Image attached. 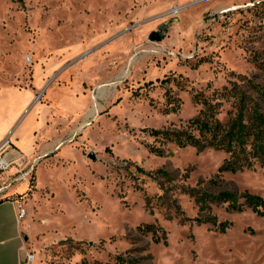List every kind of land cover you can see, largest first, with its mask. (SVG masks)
<instances>
[{
    "label": "rangeland",
    "instance_id": "rangeland-1",
    "mask_svg": "<svg viewBox=\"0 0 264 264\" xmlns=\"http://www.w3.org/2000/svg\"><path fill=\"white\" fill-rule=\"evenodd\" d=\"M261 1L0 0V85L25 87L40 58L82 49L78 59L95 53L101 86L99 112L65 155L33 166L21 219L24 258L33 259L24 264H117L119 255L137 264H264V216L213 205L211 214L231 224L222 233L196 221L209 213L186 193L264 198V167L221 173L225 152L180 148L148 131L186 129L202 108L197 96H215L226 124L237 103L220 96L224 88L264 112L251 87H264ZM162 26L163 40L150 41ZM146 225L163 229L160 243L141 231Z\"/></svg>",
    "mask_w": 264,
    "mask_h": 264
},
{
    "label": "crops",
    "instance_id": "crops-1",
    "mask_svg": "<svg viewBox=\"0 0 264 264\" xmlns=\"http://www.w3.org/2000/svg\"><path fill=\"white\" fill-rule=\"evenodd\" d=\"M81 50L40 58L32 65L25 87L0 85V143L10 136L11 154L20 151L27 160L23 168L13 166L0 178V189L11 183L0 199V264H24L26 236L19 210L25 206L33 171L25 180L16 178L53 152L63 157L68 141L95 117L90 113L96 96L100 103V95L95 94L101 87L99 67L95 53L78 59ZM38 93L43 97L36 103Z\"/></svg>",
    "mask_w": 264,
    "mask_h": 264
},
{
    "label": "trees",
    "instance_id": "trees-1",
    "mask_svg": "<svg viewBox=\"0 0 264 264\" xmlns=\"http://www.w3.org/2000/svg\"><path fill=\"white\" fill-rule=\"evenodd\" d=\"M264 11V0L260 2ZM259 96L260 101H264V87L251 84ZM233 91V90H232ZM224 88L221 97L227 100L234 98L236 104V112L230 117L226 124H223L218 116V106L221 102L216 103L214 97L197 96V104L202 105L200 113L191 118L186 129L180 131H169L150 129V135L156 139L167 141L178 145L180 148L191 146L198 152L206 149H215L223 151L227 154L223 165L219 168V172L236 173L243 170H252L256 165L264 167V112L261 102L252 100V104H248L249 99L245 93L232 92ZM219 96V95H218ZM150 152L156 155H163V151L155 146H149ZM159 178L169 179V175L162 169L154 172ZM214 183V180H211ZM163 190V187H162ZM162 196H159V202L167 201L165 195L167 192L163 190ZM191 196L197 205L199 212H207L209 215L199 217L196 221L200 224L207 223L220 229V232H226L231 226L230 222L220 221L213 214V205L223 206L229 212H242L245 207L250 208L258 216H264V198L260 195L245 193L238 196L231 191H223L218 194L200 191L196 188H190L186 192ZM240 200L243 202L240 203ZM175 201V200H174ZM150 204V199H148ZM176 211L180 209L175 206ZM141 227H139L140 229ZM141 231L145 234H152L156 243L162 241L158 235L157 228L154 225H146ZM163 242L167 244V236L163 235ZM117 264H137L134 259L125 260L123 255L116 257Z\"/></svg>",
    "mask_w": 264,
    "mask_h": 264
},
{
    "label": "built area",
    "instance_id": "built-area-1",
    "mask_svg": "<svg viewBox=\"0 0 264 264\" xmlns=\"http://www.w3.org/2000/svg\"><path fill=\"white\" fill-rule=\"evenodd\" d=\"M28 62L31 63L32 59L28 58ZM42 93H38L35 96V102L38 103L42 100ZM13 148V141L10 136L6 137L1 143H0V178L3 174H5L10 168L13 166H18L19 168H23L26 163V157L24 154L20 151L15 152L14 155L11 154ZM33 171L32 165L29 166V168L25 171L20 172V175L16 178V181H22L25 180L26 177L30 176L31 172ZM11 186V183H9L6 187L3 189H0V199L4 193V191ZM26 214V209L24 207H21L19 210V217L20 219H23ZM32 256L30 254H27V256L24 258L25 263H30L32 261Z\"/></svg>",
    "mask_w": 264,
    "mask_h": 264
},
{
    "label": "water",
    "instance_id": "water-1",
    "mask_svg": "<svg viewBox=\"0 0 264 264\" xmlns=\"http://www.w3.org/2000/svg\"><path fill=\"white\" fill-rule=\"evenodd\" d=\"M166 28V26H162L159 28L160 31L158 32H152L151 35L149 36V40L150 41H160L163 40L164 38V29ZM91 157L93 158L94 156L91 155Z\"/></svg>",
    "mask_w": 264,
    "mask_h": 264
},
{
    "label": "bare ground",
    "instance_id": "bare-ground-1",
    "mask_svg": "<svg viewBox=\"0 0 264 264\" xmlns=\"http://www.w3.org/2000/svg\"><path fill=\"white\" fill-rule=\"evenodd\" d=\"M124 75H125V73L122 76H124ZM95 98H96L95 99V106L93 107V109H92V111L90 113L91 116H96V114L99 112V110L101 108V105H100V103L98 101V96H96Z\"/></svg>",
    "mask_w": 264,
    "mask_h": 264
}]
</instances>
